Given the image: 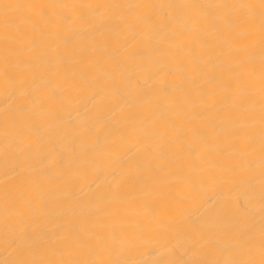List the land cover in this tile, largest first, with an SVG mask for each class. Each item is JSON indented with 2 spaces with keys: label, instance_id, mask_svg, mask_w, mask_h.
Here are the masks:
<instances>
[{
  "label": "bare ground",
  "instance_id": "obj_1",
  "mask_svg": "<svg viewBox=\"0 0 264 264\" xmlns=\"http://www.w3.org/2000/svg\"><path fill=\"white\" fill-rule=\"evenodd\" d=\"M0 264H264V0H0Z\"/></svg>",
  "mask_w": 264,
  "mask_h": 264
}]
</instances>
